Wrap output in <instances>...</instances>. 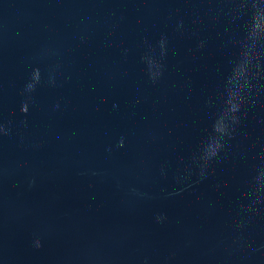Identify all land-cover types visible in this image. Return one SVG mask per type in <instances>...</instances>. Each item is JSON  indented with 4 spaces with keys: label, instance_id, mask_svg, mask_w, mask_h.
<instances>
[{
    "label": "water",
    "instance_id": "95a60500",
    "mask_svg": "<svg viewBox=\"0 0 264 264\" xmlns=\"http://www.w3.org/2000/svg\"><path fill=\"white\" fill-rule=\"evenodd\" d=\"M192 264H264V171L234 205Z\"/></svg>",
    "mask_w": 264,
    "mask_h": 264
}]
</instances>
